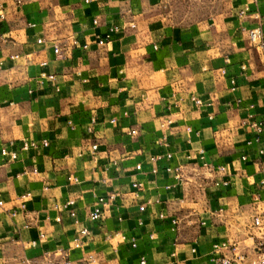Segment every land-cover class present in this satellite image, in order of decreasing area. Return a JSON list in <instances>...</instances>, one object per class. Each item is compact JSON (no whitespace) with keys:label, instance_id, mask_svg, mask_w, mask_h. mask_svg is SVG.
Returning <instances> with one entry per match:
<instances>
[{"label":"crops","instance_id":"0c3cea01","mask_svg":"<svg viewBox=\"0 0 264 264\" xmlns=\"http://www.w3.org/2000/svg\"><path fill=\"white\" fill-rule=\"evenodd\" d=\"M166 1L0 0V148L12 142L18 152L15 161L0 157V264H56L64 253L74 260L94 253L100 264H139L140 257L146 264H215L213 245L223 242L235 251L218 255L252 257L259 233L251 227L250 197L264 206V174L255 165L264 162V138L247 145L252 133L241 120L252 104L264 121V50L242 29L259 24L264 0H234L226 21L200 32L168 25ZM244 7L250 12L241 19ZM113 27L112 39L98 45ZM61 43L69 50L56 58L52 47ZM91 118L100 138L95 154L85 133ZM131 129L138 135L128 136ZM43 140L47 147L20 150ZM165 151L172 163L187 165L188 184L163 172V162L150 172L149 155ZM199 151L210 164L227 166V186H214L196 164ZM70 175L79 183H69ZM134 182L143 184L138 194ZM170 185L176 187L165 191ZM110 194L116 199L102 221H89L97 199ZM70 200L74 206L66 207ZM78 227L90 236L76 249ZM119 231L137 247L109 238Z\"/></svg>","mask_w":264,"mask_h":264},{"label":"built area","instance_id":"2783aa9c","mask_svg":"<svg viewBox=\"0 0 264 264\" xmlns=\"http://www.w3.org/2000/svg\"><path fill=\"white\" fill-rule=\"evenodd\" d=\"M16 3H20V0H15ZM254 2H257L259 0H253ZM250 10L248 7H244L239 12V17L245 18L249 14ZM255 17L260 20L259 24L256 27L245 29L243 28L242 31L246 33L248 41L255 46L256 48L260 49L261 51L264 50V37L261 30V25H264V16H260L259 14H256ZM5 19V14L3 9L0 7V20ZM118 28L113 27L108 29L107 33L97 39V44L102 46L108 43L112 39V34L117 32ZM73 46H77V41H73ZM87 45H82V48L84 50L87 49ZM69 50V47L67 44L61 43L56 44L52 47V53L56 58H62L64 57ZM16 58V57H14ZM43 65H46V63H43ZM224 74V73H223ZM49 79H53L52 76L48 77ZM230 84L232 85V90L234 89L235 81L231 80ZM191 102L195 105H200L201 101L192 97ZM240 101H238L239 103ZM254 106L252 104L248 105L245 109V116L241 120V125L249 130L252 133V138L248 140L247 145L251 146L252 144H258L260 143L264 138V121L259 120L254 112H253ZM117 120L115 118H111L108 120L109 125L116 124ZM169 123V122H167ZM96 118H91L90 123L85 127V133L88 135L90 140V151L92 154H95L99 151V140L100 138L96 135ZM164 124H161V127H163ZM70 128L74 129V125L70 124ZM130 137H135L138 135L137 129H131L127 133ZM166 145V144H165ZM48 146V142L46 140L41 141L40 143L34 142V141H28L23 142L20 145V150L23 152H27L29 150H38L40 148H44ZM14 143H9L8 147L0 148V157L8 159V161H15L18 158V152L13 150ZM259 155H264V150L259 151ZM173 154L171 151H165L164 153L160 154H150L149 155V164L151 165L150 172L152 174H157L159 172L157 168V164L160 162L164 163L163 166V172L168 173L172 175L174 180L177 182V184H188V181L185 179V172L187 170V165L182 164H174L172 163ZM242 161L247 160V156L241 157ZM196 161L200 167L207 172V174L212 178V183L214 186H227L228 181L224 180L223 177H225L228 174V168L227 166H214L210 164L205 159V154L203 151H199L196 155ZM114 166L117 165V162L113 163ZM255 165L258 167V170L260 173L264 174V162L262 161H255ZM136 170L141 171V165H136ZM32 173L36 174L37 170H33ZM220 177V180H217ZM67 180L69 183L77 184L79 183V180L75 176H68ZM262 185H264V179L260 182ZM175 185H170L165 187V191L171 190L175 188ZM143 184L141 182H134L132 184V189L135 194H138L141 190H143ZM29 197V194L21 196V199L23 200L22 203L19 205V210L21 212L26 211V205L25 200ZM116 199V196L113 194H110L106 197H99L96 201L95 206L89 211L87 218L89 221L93 223H100L102 219L104 218V212L105 210L111 205V203ZM75 204V201H68L66 204V207L70 206L73 207ZM250 204L253 209V216H252V222L251 227L258 231L259 236L256 238V242L253 247V255L249 259H247L245 256L240 255H233L231 257L218 255L221 250H226L230 252L235 251V247L232 245H229L225 242L218 243L213 245V251L216 254V256L213 258V262L215 264H264V206L262 205L261 201L259 200L257 195H253L250 197ZM147 203L139 205L138 211L144 212L146 208ZM4 207V202L0 198V208ZM14 215V213H13ZM69 216L74 219V223L79 226V219L77 218L76 211L74 209L70 210ZM160 219H164L165 215L164 213L159 214ZM57 221H60V218L57 219ZM118 221H122V216L118 217ZM138 225H142V221H138ZM178 225H179V218L178 216H174L171 219V229L174 232L178 231ZM90 236V230L86 227H78L74 238L72 239V247L79 249L83 245V241L85 238ZM41 238H43V235H41ZM109 238L117 239L121 242H127L129 243L130 247L132 249H135L137 247V239L135 237H128L123 232H115L113 233ZM153 235H149L148 239L153 240ZM33 245L35 243H32ZM218 255V256H217ZM56 264H100L99 258L94 253H86L83 256H81L79 259H70L65 255V253L61 256V259ZM139 264H146L145 257H140Z\"/></svg>","mask_w":264,"mask_h":264},{"label":"rangeland","instance_id":"374dc122","mask_svg":"<svg viewBox=\"0 0 264 264\" xmlns=\"http://www.w3.org/2000/svg\"><path fill=\"white\" fill-rule=\"evenodd\" d=\"M234 0H167L162 10L170 26L186 31H204L223 22L234 12Z\"/></svg>","mask_w":264,"mask_h":264}]
</instances>
